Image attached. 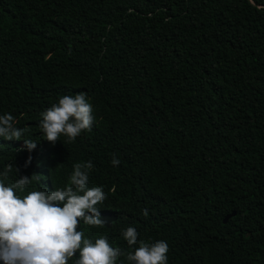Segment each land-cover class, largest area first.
I'll return each instance as SVG.
<instances>
[{"label": "trees", "instance_id": "trees-1", "mask_svg": "<svg viewBox=\"0 0 264 264\" xmlns=\"http://www.w3.org/2000/svg\"><path fill=\"white\" fill-rule=\"evenodd\" d=\"M80 93L91 130L44 139L41 113ZM5 113L24 135L0 137V180L29 176L20 198L94 165L100 214L118 217L81 220L83 238L134 252L122 236L131 226L168 243V264H264V0H0Z\"/></svg>", "mask_w": 264, "mask_h": 264}, {"label": "clouds", "instance_id": "clouds-1", "mask_svg": "<svg viewBox=\"0 0 264 264\" xmlns=\"http://www.w3.org/2000/svg\"><path fill=\"white\" fill-rule=\"evenodd\" d=\"M93 111L85 93L62 96L58 104L41 113L43 118L39 124L43 138L52 144L60 140L61 135L69 142L75 141L83 131L91 130ZM23 135L24 130L16 127L11 113L0 115V137L21 140ZM23 140L29 152L36 148V141ZM30 162L31 156L25 166ZM111 163L119 166L115 155ZM93 167L91 161L75 163L67 186L51 192L31 191L23 198L14 189L22 192L31 185L29 176H20L11 185L0 180V260L5 264H68L78 252L75 264H116L119 257H125L128 264H168V243L138 240L139 233L131 226L122 231V236L129 247L138 244L134 252L112 247L105 236L94 243L83 238L84 233L77 230L81 220L89 226H105L97 205L102 204L107 195L102 186L88 187L89 170ZM12 168L13 164L9 163L2 173L5 179ZM35 179L40 181L41 178L36 175ZM143 215H148L147 209L143 210Z\"/></svg>", "mask_w": 264, "mask_h": 264}, {"label": "water", "instance_id": "water-1", "mask_svg": "<svg viewBox=\"0 0 264 264\" xmlns=\"http://www.w3.org/2000/svg\"><path fill=\"white\" fill-rule=\"evenodd\" d=\"M236 213H237V211L233 210L231 213H229L228 215L225 216L223 221L226 223L229 220V218L236 215ZM117 217L118 216L116 214H114L110 211H106V212H103L101 214V219H103L105 221V226H108V227H110L112 225L113 221L116 220Z\"/></svg>", "mask_w": 264, "mask_h": 264}]
</instances>
